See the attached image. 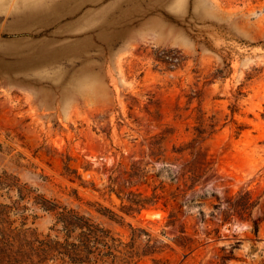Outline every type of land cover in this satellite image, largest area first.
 <instances>
[{
    "label": "rangeland",
    "instance_id": "rangeland-1",
    "mask_svg": "<svg viewBox=\"0 0 264 264\" xmlns=\"http://www.w3.org/2000/svg\"><path fill=\"white\" fill-rule=\"evenodd\" d=\"M263 105L264 0H0V264L61 206L150 233L133 264H264ZM200 119L209 168L173 197Z\"/></svg>",
    "mask_w": 264,
    "mask_h": 264
},
{
    "label": "trees",
    "instance_id": "trees-1",
    "mask_svg": "<svg viewBox=\"0 0 264 264\" xmlns=\"http://www.w3.org/2000/svg\"><path fill=\"white\" fill-rule=\"evenodd\" d=\"M227 65L229 66V63ZM262 114L264 116V112ZM201 125L202 121L195 127V136L190 141L173 149L180 153L188 151L193 155L192 159L181 165L179 172V178H184L186 187L181 194L174 193L173 197L177 195L184 197L187 190L192 188L209 168L210 161L206 160L205 152L199 148L194 149L197 142L203 140L202 135L206 131ZM213 125L210 123V127ZM46 201L49 200L46 199ZM184 202L185 200L181 201L179 206ZM256 203L257 200L252 198L248 190L240 191L233 200L227 201V206L223 209L224 219L233 215L245 218L250 215ZM216 206L220 204H215ZM56 207L57 203L52 201L49 206H45V209L55 210ZM176 220V212L170 211L167 224L174 225ZM57 224H60L59 228H55ZM254 228L255 230L258 228L257 221L254 222ZM50 229H55L54 236L48 232L40 237L34 229L23 228V264H49V262L53 264H133L140 255L153 254L161 249V246L157 244L158 240L150 243L152 237L146 232V245L139 250L134 246L133 241H122L113 236L109 229L95 223L90 216L67 206H61L59 210H55V221ZM136 230L132 228V238L135 237ZM178 230L184 232L182 226ZM184 238L186 237L183 234L173 237L181 245Z\"/></svg>",
    "mask_w": 264,
    "mask_h": 264
}]
</instances>
